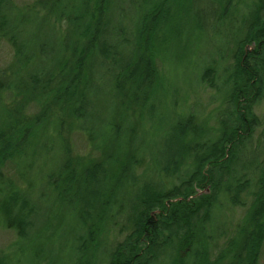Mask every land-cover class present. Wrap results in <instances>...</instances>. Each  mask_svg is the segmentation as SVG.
I'll use <instances>...</instances> for the list:
<instances>
[{"label": "trees", "instance_id": "1", "mask_svg": "<svg viewBox=\"0 0 264 264\" xmlns=\"http://www.w3.org/2000/svg\"><path fill=\"white\" fill-rule=\"evenodd\" d=\"M173 1L181 4L180 8L174 12L170 7ZM183 1H186L185 4L192 10L191 6L194 0H126V3L131 6V9L127 8L126 20H131V23L127 24L129 31L126 32L125 27L122 35H120L117 29L119 30L123 25L122 27L119 26V23L114 25L109 12L115 0H36L32 5H29L31 11L24 10L25 8L17 10L12 25L9 24V19L5 13V7L9 0H0V37L10 42L16 54L14 64H11L5 72L0 70L1 180L3 178L2 166L5 160H12L15 155H20L21 151H24L27 146V142L29 144L30 140L42 139L39 149L47 148L43 142L41 136L43 132L41 130L44 127V120L47 118L48 113H51V109L55 110V107L59 106L60 112H64V109L67 108L66 113L72 114L71 116L75 120L89 121L88 111H86L89 105L87 103L85 107V102L91 94L90 86L96 67L93 62L96 63L100 60L97 57L103 59L102 63L99 62L101 66H98L97 69H105V72L111 77L112 86L116 90V103L113 109L116 110L117 120H121L120 122L123 123L124 127L123 129L118 128L114 123L112 133L116 137L115 140L108 141L107 135L103 143L107 146H109L108 142L111 144L115 158L112 159L110 156L111 161L109 162L99 159L97 162L86 165L79 157H73L69 148L63 147L61 151H67L66 161L57 170L56 177H50L55 182L60 181L55 184L54 189L58 199L66 200V197H70L68 202L70 206L74 205V216L75 187L80 182H87L89 176L93 180L100 178L101 188L93 201L99 202L102 208L106 207L113 210L118 196L115 191L110 193V190L115 189L120 179L128 180L127 183L130 184L132 189H135L131 214L127 216L128 221L132 216L131 227L127 229V233L121 241L111 245L109 254L106 255V264H159L165 259L166 252L169 253L168 257H171V264H258L261 244L264 239V180L263 182L261 180V183L255 182L257 190L252 195L251 204L244 217L231 232V234L235 232V236L232 237L230 234L224 238L225 240L221 246H215L218 251L213 257L210 256L211 254L206 248L207 243L205 245L204 227L198 235V238H201L198 239L199 244H195L194 239L199 229L196 224L198 215L207 218L218 200L220 203L219 197L222 192L228 194L226 198L230 203L239 204L241 193L248 187V183L244 184V181H242L239 190L230 191L231 185L228 186V184L233 177L229 169H224L226 163L232 162L236 158V145L229 144L228 152L224 151L223 147L229 139L233 138V134L229 132L225 135L223 131L218 134V131L226 128L219 120L220 117L215 120L216 125L205 126L200 118L189 112L185 107L179 113L176 111L173 113L172 109L176 104V100H181L175 99L171 101L170 109L164 108L168 110L170 122H168V119L166 120V129L159 128L157 136L146 131L148 125L144 127L137 121V127L131 124L133 119L139 120L140 118H143L144 125L145 123L151 125L154 121L160 123L162 121L159 114L161 108H158V106L162 102L160 98L165 93V90L162 93L160 92L161 85L165 89V76L162 74L163 68L158 69L155 65V60L160 58L166 60L165 53L169 51L170 46H174V36L170 35L169 32L164 35V30L171 28L169 27L171 19L180 18L182 21L185 14L195 19H201L200 15L203 14L199 10V13H196V10L194 14L190 13L182 5L181 2ZM216 1L221 11L217 21H221L222 18L227 16L230 11L229 8L233 4L232 0ZM258 2L257 7L252 4L248 7L250 16L248 19L245 18L247 20L244 19V23L239 27V35H243L231 42V44L240 45L242 49V47L253 41L255 51L245 54L241 53L242 50L236 52L238 56L237 59L233 57L231 70L225 68L221 75V79L226 80L224 82L229 84L222 93L219 92L218 94L220 103L224 100V106L226 104L232 105V118L229 120L228 125H239L243 135L248 138H251L254 132L253 128L255 129L258 123L252 108L264 97V11L260 9V3H264V0H258ZM197 6H201V3L199 2ZM22 13H27L25 19H23ZM37 13H41L42 16L51 14L50 17L55 18L51 23V27L59 28V31L61 29L59 22L67 21L69 24L66 27L69 26L74 29L72 35L76 36L75 38L78 41L68 50H64L69 52V59L66 61L65 66L57 69V65L51 63L49 70L44 73H37L34 69H26L29 53L34 51L49 53V50H51L47 49L49 43L38 37L42 21L35 17ZM200 19L197 25L199 29L201 27ZM21 24L24 27L17 28ZM23 29L26 30L25 38L20 34ZM56 37L59 39V33ZM117 38H121L125 42L124 44H127L126 49L122 48L123 51L121 48L117 49L115 42L112 41ZM181 39L183 38L181 37ZM97 43L100 45V52L94 53L93 47L97 48ZM258 49L260 50L258 51ZM58 53L60 54L62 51ZM187 53L186 56L190 59L188 63L193 67L196 80L199 82L201 79L203 83H210L216 67L210 64L202 70V67L196 65L191 51L187 50ZM17 56L19 57L17 58ZM22 68L25 70L24 77L27 83L23 82L24 79L19 80L21 76L15 77ZM217 70H221V68ZM151 83L155 84L153 90L148 87ZM146 84L148 86L145 87ZM168 85L171 87V82ZM224 91L228 96H224ZM4 93L8 94L10 98L18 95L16 98L18 102L14 101L16 104L11 106L3 105L2 102L6 96ZM126 101L140 102L139 112L138 114L134 113V115L136 114L134 118L130 114V109L133 110L134 106L132 104L127 105ZM31 102H35L40 106L39 111L37 115L26 116L24 109ZM162 104L165 105L166 102L163 101ZM52 106L54 107L52 108ZM215 111L222 113V110H219L218 107L212 113ZM169 114H172V117ZM18 115H20V118H11ZM204 122L207 123L205 120ZM38 123L39 125H37ZM95 125L100 127V136L103 135L107 127L106 124L103 123V126H99L95 122ZM81 127L84 129L83 133L85 135L87 133L86 137L90 144H94L99 135V130L97 128L87 129L83 125ZM144 131L145 136L142 137ZM154 131H157L156 127H154ZM206 132L208 134L204 135ZM235 134L236 139L237 133L235 132ZM138 136L141 145L143 138L144 145L156 142L155 147L158 158L155 161L152 176L156 179L174 178L176 180L174 184L172 183L166 188L155 189L154 186L148 185L152 181L147 180L138 185L139 179L135 177L137 170L140 168L143 172H147L145 169L147 164H145L144 158L138 157L135 154L137 151H134ZM161 142H164V146H160ZM172 146L175 148L171 150ZM30 147L32 148V145ZM218 159L224 161L221 167L224 169L212 167V163ZM107 165L113 166L114 171H111ZM109 172L110 181H107H109L110 187L107 190L105 187L108 183H104L101 178L107 176ZM103 174L104 177H102ZM224 175L228 176L225 182L222 179ZM244 179L245 177L241 176V180ZM192 182L196 183L195 186L208 184L210 193L201 195L197 199L194 198L195 200L190 199L194 201V204H199L201 208L196 212V218L184 219L179 215L181 210L177 211L176 208L181 207L187 212V208L184 207H186V198H190L193 193L194 186L192 188L189 185ZM6 183L13 189L10 195H7L6 199L0 202V226L15 232L17 237L15 244L19 247L20 242L18 239L23 241L28 237H33L28 235L26 231L29 218L34 211L30 206V202L24 198L26 192H22L21 188L14 186L13 181H6ZM28 184L25 183L26 189L29 190ZM186 184H188V187L184 191L183 187ZM124 185L125 183L121 188ZM117 187L120 188V185ZM177 196L181 197L179 202L171 203L172 199ZM153 205L159 207L157 209L161 211L162 209L166 210L161 217L160 210H157V215L160 217H158V220L148 214L145 216L144 208L149 211ZM79 208L82 221L78 225L79 229L84 228L86 238L85 241L82 239L84 242L82 241L81 244L78 243L80 246L79 251L87 248L88 240L92 238L94 230L110 231L108 230L109 224L114 222L115 215L122 213L115 212L109 218L104 209H101L99 214L96 213L92 216L91 209ZM192 210L193 207L190 211ZM137 212H139V217L142 216L140 220H134ZM162 217H164L163 220ZM180 221L182 226L185 227L176 231L171 224L176 225ZM162 227H165L166 230H161ZM246 227H250L253 237L248 240V243H242L240 239ZM185 229H192V235L189 237L184 235ZM120 231L123 232V229H120ZM77 240H75L76 243ZM31 241L36 247L29 260V254L25 248H21L23 251L25 250L27 262L29 264H35V261H39L38 264L51 262L50 256L44 252L45 244L40 239V235L31 238ZM72 242H74V239H72ZM95 248L97 250L96 246ZM14 250L15 247L13 246L12 251L14 252ZM185 258L189 263L185 261ZM22 260L23 257L20 256L13 259L9 258L8 261L0 257V264H21Z\"/></svg>", "mask_w": 264, "mask_h": 264}, {"label": "rangeland", "instance_id": "2", "mask_svg": "<svg viewBox=\"0 0 264 264\" xmlns=\"http://www.w3.org/2000/svg\"><path fill=\"white\" fill-rule=\"evenodd\" d=\"M35 1L36 0H9V3L5 7V13L9 19V24L12 25L14 23L17 10L25 8L24 10L31 11L29 5H32ZM185 2L186 1H183L181 3L190 11V13L194 14L195 10L196 13H199L198 10L203 12V14L200 15L201 19L199 18L201 20V27L200 29L197 27L199 19L189 17L185 14V18H182V21L180 18H177L176 20L171 19L169 21V27L171 28L164 30V35L169 32L170 35L172 34L174 36V46H170L169 51L165 53L164 57L166 60L161 58L155 60V65L158 69L161 67L163 68L162 74L165 76V89L162 85L160 88V92L162 93L165 90V93L164 96L160 98L162 99V102L158 106V108H161L159 114L162 117V121L161 123L154 121L151 125L150 123H145L144 125L143 118H140L139 120L133 119L131 124L135 125V127L138 126V123L144 127L148 125V130L146 131L150 134L154 133L153 135L157 136L159 128L166 129L168 110H165L164 108L170 109L172 100L181 99L176 100V104L172 109L173 113L174 111L179 113L185 107L189 112L200 118L205 126L216 125L215 120H218L220 117L219 120L226 128L218 131V134H220L221 131L225 132V135L229 132L233 134V138L229 139L227 141L228 143L225 144L223 148L227 153L229 144L236 145V158L234 161L226 163L225 169L221 168L224 161L219 159L212 163V167L230 170L231 176L233 177L228 184V186L231 185L230 191L239 190L242 181H244V184L248 183V187L241 193L239 204L234 205L230 203L226 198L228 194L222 192L219 197L220 203L218 200L207 218L198 215L196 224L199 226V229L197 230V236L194 239L196 242L195 244H199L198 239L201 238H198V235L204 227V237L206 238L205 245L207 243L206 248L208 249V252H210V256L213 257L218 251L215 246H221L225 240L224 238L231 234L236 224L244 217V214L251 204L252 195L257 190L255 182L258 181V183H261V180L262 182L264 180V97H262L252 108L253 113L257 117L258 123L256 124L255 129L253 128L254 132L251 138L243 135L242 129L239 128V125H228L230 122L229 120L232 118V105L226 104V106H224L225 101L222 100L220 103L218 98L219 92L222 93L224 88L229 84L224 82L226 80L221 79V75L223 71H225V68H228L229 71L231 70L233 57L237 59L238 56L236 52L242 50L241 53L243 52L242 54H245L255 51V49H253L255 45L253 41L248 43L245 47H242V49L240 45H237L236 43L231 44V42L243 35H239V27L244 23V19H248L250 16V13H248V7L251 4L254 7H257L259 2L258 0H232L233 5L229 8L230 11L221 21H217V17L221 14V11L216 0H194L191 6L193 11L189 9ZM199 2L201 3V6H197ZM260 4V9L264 11V3ZM180 6L181 4L177 1H173L170 7L172 12H174L178 10ZM127 8L131 9V6L126 3V0H115L112 9L109 10L113 19V24L115 25L119 23L120 27L123 25L122 28L119 30L117 29L120 35H122L125 27L126 32L129 31V26L127 24L131 23V20H126ZM26 15L27 13H22L23 19L27 17ZM50 15L45 14L42 16L41 13L35 14V17L42 21V23L40 22L41 28L38 32V37L46 40L49 43L47 49H51L49 50V53H45V51L42 53H40L41 51L29 53L30 56L28 55L26 69H34L37 73L48 71L51 63L57 65V69L58 67L65 66L66 61L69 59V52L64 50H68L72 45L78 42L75 38L76 36L72 35L74 29L69 26L66 27L69 24L67 21H61V19H59L61 21L59 22V20H57L61 26L60 31L59 28L56 29V27H51V23L55 18L50 17ZM22 27H24L23 24L17 26L19 29ZM57 33H59V39L56 37ZM20 34L25 38L26 30L23 29ZM180 36L183 39H181ZM112 41L115 42L117 49H126L127 47V44H124L125 42L121 38L113 39ZM51 46L52 48H50ZM99 48L100 45L97 43V48L93 47L94 53L100 52ZM187 50L191 51L196 65L200 68L202 67V70L205 66L210 64L216 67L210 83H203L201 79L199 82L196 80L193 67L188 63L190 59L186 56V54H188ZM259 50L260 49H258V51ZM60 51H62V53L59 54L58 52ZM18 57L19 56H17V58ZM97 58H100V60L96 63L93 62L96 67L93 72L90 86L91 94L85 102V107L87 103L89 105L86 109V111H88L87 116L89 121L75 120L71 116L72 114L69 115L66 113L67 108L64 109V112H60L58 108L59 106L55 107V110L51 109V113H48L47 118L44 120V127L41 130L43 132L41 136L43 137V142L47 148L42 150L39 149L42 139L37 141L30 140L29 144L27 142V146L24 148V151H21L20 155H15L12 160L6 159L2 166L3 178L2 180L0 179V202L5 200L7 195L9 196L13 189L8 183H6V181H13V184H15L14 186L21 188L22 192H26L24 198L26 201L30 202V206L34 211L29 218V225L26 233L33 237L40 235V239L45 244L44 252L51 258V262L48 264H106V255L109 254L111 245L121 241L126 235L127 229L131 227L132 216L129 221L127 216L131 214L130 211L135 189H132L130 184L127 183L128 180L120 179L117 184V186L120 185V188L116 186L113 191L112 189L110 190V193L115 191L118 196L112 210L107 209L106 207L102 208L99 202L96 203L93 201L94 197L96 199V194H98L101 188V182L100 178L93 180V178L89 176L87 182H80V184L75 187L74 216V205L70 206L68 202L70 197H66V200L58 199L57 193L54 190L56 187L55 184L60 181L55 182L50 179L51 176L56 177L57 170L61 168L66 161L67 151H61V148L63 147L69 148L73 157H79L86 165L91 162H97L99 159L109 162L111 161L110 156L112 159L115 158V153L111 148V144L108 142L109 146H107L103 142L107 135L108 141L115 140L116 137L112 133V125H114V123L121 129H123L124 125L120 122L121 120H117L116 110L113 109V106L116 103V90L112 86L111 77L105 72V69H97L98 66H101V61L103 60L101 57ZM15 60V50L10 42L5 38L0 37V70L3 72L7 71L11 64H14ZM220 68L221 70H217ZM24 73L25 70L22 68L15 77L21 76L19 80L24 79L23 82L27 83ZM169 82L172 84L171 87L168 85ZM146 86L148 85L146 84L145 87ZM148 87L153 90L155 84L151 83ZM225 91L227 90L225 89ZM225 91L224 96L226 97L227 93ZM5 94L6 93H4V95ZM17 96L10 98L8 94H6L2 104L5 106L16 104L14 101H17ZM163 101L166 102L165 105L162 104ZM126 104H132L134 106L133 110L130 109V114L134 118L139 112L140 102L126 101ZM25 105L27 106V104ZM53 107L54 106H52V108ZM216 107H218L219 110L221 109L222 113L219 111L212 113ZM39 108L40 106L38 104L31 102L26 109H24V113L26 116H34L37 115ZM135 112L136 114L134 115ZM169 115L172 117V114ZM11 118H20V115ZM204 120L207 122L206 124ZM95 122L99 126L103 123L106 124L107 127L103 135L100 136V127L96 126ZM168 122H170V119H168ZM37 125H39V123ZM81 125L86 126L87 129L97 128L99 130V135L94 144H90L86 137L87 133L86 135L83 133L84 129ZM154 127L157 128V131H154ZM94 131L95 129L93 132ZM234 131L237 133L236 139ZM208 132L204 135H207ZM202 134L203 133L201 132V135ZM144 136L145 131L142 133V137ZM163 143L164 142H161L160 146H164ZM30 145H32V148ZM155 145L156 142H150L144 145V138L142 140V145L141 141L139 144L138 136V139L135 141L134 151H137L135 154L138 157L144 158L145 164H147L145 167L147 172L145 173L139 168L135 177L139 179L138 185H141V183L148 180L152 181L148 185L154 186L155 189H162L170 186L172 183L174 184L176 180L170 177L166 179H156L152 176L154 173L153 168L155 161L158 158ZM174 148L175 147L172 146L171 150ZM107 166L110 167L111 171H114L113 166ZM241 176L245 177V179L241 180ZM102 177H104V174ZM227 177V175L222 177L223 182L227 180ZM101 180L104 183H108L110 181V172L107 176L101 178ZM25 183H29V190L26 189ZM123 183H125V185L121 188ZM195 184L196 183L193 182L189 184L192 188L194 186L193 193L191 197L186 198L185 201L186 207L184 208H187V212L189 213L183 208L181 209V207H174L178 209L177 211L181 210V214L179 215L184 219L196 218V212L201 208L199 204H194V201H191L190 199H197L201 195L210 193V187L208 184H205V186H195ZM109 187L108 183L105 188L109 190ZM187 187L188 184L183 187L184 191ZM179 199H181L180 196L174 197L171 203H178ZM79 207L91 209L92 216L96 213L99 214L100 210L104 209L109 218L115 212H122L115 215V223L112 222L109 224L108 230L110 231L94 230L95 232L93 233L92 238L88 240L87 248L84 250L82 249V251H79V244H81L86 238L84 236V228L81 230L78 225L79 222L82 221ZM142 207L144 208V206ZM192 207L193 210L190 211ZM157 208L159 207H156V205H153L149 211H147V208H144L145 216L148 214L158 220L166 210L162 209L161 211ZM157 210H160V217L157 215ZM193 211L195 212L192 213ZM141 217H139V212H137L135 213L134 220H140ZM163 219L164 217H162V220ZM171 225L174 226L176 231L185 227L182 226L181 221L176 225ZM120 229H123V232H121ZM161 230L164 231L166 228L162 227ZM251 231L250 227H246L245 232L241 235L240 240H242V243H248V240L253 237ZM183 234L187 237L191 236L192 229H185ZM231 236H235V232H233ZM33 237H28L23 241L18 239L20 243L19 247H17L15 244L17 238L15 232L0 226V257L8 261L9 258L13 259L14 257L20 256L23 257L21 264H29L26 260V253L24 251L26 250L29 254V260L32 252L34 254L36 247L31 241V238ZM72 239H74V242H72ZM75 240H77V243ZM13 246L15 247L14 252L12 251ZM95 246L97 247V250ZM21 248H25V250L23 251ZM168 255L169 253L166 252L165 259L159 264H171V257H168ZM185 261L189 263L186 258ZM12 262L14 263V260ZM38 263L39 261H35V264ZM258 264H264V239L261 244Z\"/></svg>", "mask_w": 264, "mask_h": 264}]
</instances>
